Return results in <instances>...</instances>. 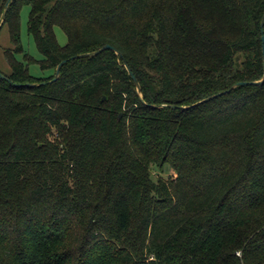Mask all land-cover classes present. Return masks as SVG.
I'll return each mask as SVG.
<instances>
[{
  "label": "trees",
  "instance_id": "1",
  "mask_svg": "<svg viewBox=\"0 0 264 264\" xmlns=\"http://www.w3.org/2000/svg\"><path fill=\"white\" fill-rule=\"evenodd\" d=\"M7 2L0 264H264V0Z\"/></svg>",
  "mask_w": 264,
  "mask_h": 264
},
{
  "label": "rangeland",
  "instance_id": "2",
  "mask_svg": "<svg viewBox=\"0 0 264 264\" xmlns=\"http://www.w3.org/2000/svg\"><path fill=\"white\" fill-rule=\"evenodd\" d=\"M28 15L29 6L23 5L19 13L20 41L23 51L27 53L30 60H27L24 57L23 53H18L15 55V57L17 60L27 63L29 74L34 77H46L52 75L54 72L53 70L41 69L39 63L37 62L42 58V56L38 51L33 38L27 32ZM53 30L58 44L61 46L65 45L67 39L63 30L58 26H55ZM7 47L12 46L10 44L8 29L7 27H4L0 32V69L5 73L9 72V65L3 53ZM174 174V171L170 168L169 165H163L161 168L157 166L151 167V175L153 180H156L158 177L167 179L169 177H173Z\"/></svg>",
  "mask_w": 264,
  "mask_h": 264
},
{
  "label": "water",
  "instance_id": "3",
  "mask_svg": "<svg viewBox=\"0 0 264 264\" xmlns=\"http://www.w3.org/2000/svg\"><path fill=\"white\" fill-rule=\"evenodd\" d=\"M10 1H12V0H8V2L6 3L5 8H4L3 12H2V17H4V15H5V13H6V10H7V7H8V3H9ZM263 24H264V14H263V18H262L261 25H260V26H261V33H262V34H263V29H262V28H263ZM1 25H2V21L0 22V27H1ZM261 40H262V55H263V67H264V36H263V35L261 36ZM106 49H112V50H113V47L110 46L109 44H104V45H102L100 48H98V49L95 50V51H92V52H90V53H83V54L75 55V56H73L72 58H78V57H84V56L96 55V54H98L99 52H101V51H103V50H106ZM64 62H65V60L61 61V62L57 65V67H56V69H55V75H54V77H53L52 80H55V79L58 77V73H59L60 67L62 66V64H64ZM127 70H128V72L131 74V76H132V78H133V81H134V83H135V85H136V87H137V92H139V86H138V82H137L136 78L134 77V75L132 74V72L130 71V69H129L128 67H127ZM0 76H1L2 78L6 79L2 74H0ZM263 80H264V74H263L262 79L257 80V81L249 82V84L260 83V82H262ZM245 84H246V83H245ZM234 86H235V85H233L232 87H234ZM232 87H230L228 90H230ZM219 94H222V92H221V93H218V94H216V95H213V96H217V95H219ZM209 99H210V97L205 98V99H203V100L200 101V102H203V101H206V100H209Z\"/></svg>",
  "mask_w": 264,
  "mask_h": 264
}]
</instances>
